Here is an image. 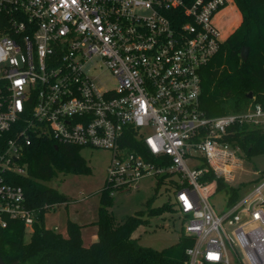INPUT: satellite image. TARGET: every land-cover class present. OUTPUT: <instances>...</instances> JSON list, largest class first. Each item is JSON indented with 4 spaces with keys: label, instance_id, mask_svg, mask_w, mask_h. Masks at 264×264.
<instances>
[{
    "label": "built area",
    "instance_id": "1",
    "mask_svg": "<svg viewBox=\"0 0 264 264\" xmlns=\"http://www.w3.org/2000/svg\"><path fill=\"white\" fill-rule=\"evenodd\" d=\"M229 2L0 0V226L6 216L31 228L34 211L7 173L25 174L22 148L48 137L109 150L112 192L168 177L191 240L185 264H264V180L217 212L216 182L202 179L230 174L234 123L264 127L260 103L211 116L201 108L202 69L224 40L217 16ZM103 71L113 86L101 84Z\"/></svg>",
    "mask_w": 264,
    "mask_h": 264
},
{
    "label": "trees",
    "instance_id": "2",
    "mask_svg": "<svg viewBox=\"0 0 264 264\" xmlns=\"http://www.w3.org/2000/svg\"><path fill=\"white\" fill-rule=\"evenodd\" d=\"M229 3L218 13L219 18L223 14V23L230 22L232 15L229 10L234 4L240 13V20L202 69L201 108L209 116L238 112L252 103H260L264 107V0H230ZM224 10H228L227 13ZM243 46L248 48L244 61L240 58ZM248 92L252 93L251 98L247 97ZM228 131L225 139L233 140L247 157L264 153V127L234 123ZM130 138L131 147L147 158L143 144L131 135ZM79 148L48 137H36L22 148L18 163L25 168V174L9 172L7 178L10 184L21 187L24 203L34 211V219L29 240L24 241L23 222L3 217L6 220V225L0 226V258L3 262L185 264L184 249L191 240L184 235H181L179 243L162 249L142 246L132 237L136 227L146 223L147 216L173 210L172 206L163 203L161 206L150 207L151 199H148L146 212L137 210L134 214L117 220L108 210L112 189L107 185L99 190V205L94 221L97 226L95 241L83 244L80 233L82 225L70 219L66 222L65 235L45 226L44 215L50 208L68 200L65 196L56 194L45 182L57 172L86 173L89 170L79 154ZM161 178L163 177H159L157 183L161 182ZM202 179L215 180V191L228 189V204L238 198L236 188L227 187L223 178L217 177L212 170Z\"/></svg>",
    "mask_w": 264,
    "mask_h": 264
},
{
    "label": "rangeland",
    "instance_id": "3",
    "mask_svg": "<svg viewBox=\"0 0 264 264\" xmlns=\"http://www.w3.org/2000/svg\"><path fill=\"white\" fill-rule=\"evenodd\" d=\"M231 15L232 20L230 22L223 23V14L220 15V22H217L224 38L238 24L236 12L235 14L231 13ZM99 78L104 86L114 85V79L105 71ZM79 154L85 160L89 168L88 172H57L52 179L45 182L56 194L65 196L72 203L68 207L63 202L52 206L44 215V224L50 228L56 226L55 230L65 235L67 233V219L75 220L79 224L85 223L81 226L80 233L82 242L88 244L92 241V237L97 239L96 225L93 220L96 219L97 215L99 190L106 185L107 167L111 159V152L102 148L80 147ZM229 164L231 165V172L224 176V181L227 187L236 188L238 197L248 194L264 180V153L251 154L247 157L240 148V151L229 161ZM158 179L159 177L155 175H144L128 189L112 192L108 210L117 220H120L126 215L134 214L137 210L146 212L148 199H151L150 207L161 206L163 203L170 204L174 198V193L168 177L161 178V182L157 183ZM229 193L228 189H221L210 195L209 202L217 212L225 211L228 208ZM185 222L186 219H182L177 212L168 209L160 214L147 216L146 223L139 225L133 231V237L142 246L162 249L180 242L182 227ZM30 234L31 228L26 226L23 240L28 241Z\"/></svg>",
    "mask_w": 264,
    "mask_h": 264
},
{
    "label": "crops",
    "instance_id": "4",
    "mask_svg": "<svg viewBox=\"0 0 264 264\" xmlns=\"http://www.w3.org/2000/svg\"><path fill=\"white\" fill-rule=\"evenodd\" d=\"M232 8V9H231ZM231 8H230V10L229 11H231V13L232 14H235V12H236V15H237V20H238V22H239V20H240V13H239V11H238V9L236 8V6L234 5V4H232L231 5ZM225 11V13H227V11L228 10H224ZM223 11V12H224ZM234 12V13H233ZM220 21V18H219V15H218V18H217V22H219ZM72 203V201L71 200H67L66 201V203H63V204H65V206H69V204H71ZM66 207V208H67ZM55 210V209H54ZM97 216V215H96ZM96 219H94L93 220V222L95 221ZM72 221H75V220H72ZM76 223H78L77 221H75ZM79 224V223H78ZM83 224H85V223H81L80 225H82L83 226ZM96 225V224H95ZM56 227V226H55ZM96 230H97V226H96ZM132 237H133V233H132ZM96 238V237H95ZM96 239H94V237H92V241L91 242H93V241H95ZM90 242V243H91ZM84 244V243H83ZM89 244V243H88Z\"/></svg>",
    "mask_w": 264,
    "mask_h": 264
},
{
    "label": "water",
    "instance_id": "5",
    "mask_svg": "<svg viewBox=\"0 0 264 264\" xmlns=\"http://www.w3.org/2000/svg\"><path fill=\"white\" fill-rule=\"evenodd\" d=\"M247 54H248V48H247V46H243L241 48V51H240V58H241L242 61L246 60ZM247 97L251 98L252 97V93L248 92L247 93ZM0 264H5L1 258H0ZM11 264H15V263H11Z\"/></svg>",
    "mask_w": 264,
    "mask_h": 264
}]
</instances>
